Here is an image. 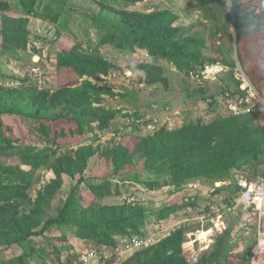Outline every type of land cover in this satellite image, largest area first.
Segmentation results:
<instances>
[{
    "label": "rangeland",
    "instance_id": "1",
    "mask_svg": "<svg viewBox=\"0 0 264 264\" xmlns=\"http://www.w3.org/2000/svg\"><path fill=\"white\" fill-rule=\"evenodd\" d=\"M165 13L194 64L143 38ZM241 177L264 179V0H0V262L155 264L180 233L173 264H247Z\"/></svg>",
    "mask_w": 264,
    "mask_h": 264
},
{
    "label": "built area",
    "instance_id": "2",
    "mask_svg": "<svg viewBox=\"0 0 264 264\" xmlns=\"http://www.w3.org/2000/svg\"><path fill=\"white\" fill-rule=\"evenodd\" d=\"M219 37L222 38L223 35L220 34ZM222 70L223 68L221 65L208 63L201 68L195 69L192 67L189 73L193 79L199 82H208L215 79ZM245 91L248 100H258L259 94L254 85H246ZM238 187L243 202L250 207H254L259 215L257 240L248 254V264H264V179L250 181L241 177L238 179ZM149 246L150 243L145 242L138 235H131L121 243L122 251L126 253ZM96 258L97 256L94 252H87L81 256V261L84 264H89Z\"/></svg>",
    "mask_w": 264,
    "mask_h": 264
},
{
    "label": "trees",
    "instance_id": "3",
    "mask_svg": "<svg viewBox=\"0 0 264 264\" xmlns=\"http://www.w3.org/2000/svg\"><path fill=\"white\" fill-rule=\"evenodd\" d=\"M168 20H169V13L159 14L156 21L159 23L160 27H163V28L160 31H155V29L149 30V31L143 33V35H142L143 38L144 39L149 38L151 40V45H152V48L155 51V53L156 52H163L165 54H170L174 58L175 62L177 63V65L179 67H186V66H190V65L194 64L195 58L189 54L190 50L195 49L194 46H191L194 44L187 42V41H184L183 43H181L179 40L180 36H178V35L176 37L171 36L170 32L175 30V29H173L171 27V22H169ZM114 28H115L114 26L110 25L106 28H103V30L105 29L107 32H111ZM126 42H129V40ZM238 42L241 43V35L240 34H238ZM196 63H197V61H196ZM154 82H161V81L157 80ZM80 99H84V97L80 96ZM141 141H142V143L140 144L141 146L146 145L145 143H146L147 139L144 138V139H141ZM157 162H158V160L153 161L152 165L157 164ZM221 166L222 165H220V167ZM1 195H2V193L0 191V196ZM166 210L169 211L171 209H166ZM5 214H3L1 216L0 224H1V221H4ZM128 223H129V225H132L130 222H128ZM118 225L120 227H122L123 223L118 222ZM7 240L8 239H5V238H3V240H2L1 234H0V244L2 242L6 243ZM180 243H181V234L178 233L177 235H172V237H170L168 240H166V242L164 243L161 250L159 252H157L156 260L154 263L155 264H173L172 261L170 260L172 258V256H168V254H169V252H171V250L173 248L178 246ZM28 262H30V261H28ZM28 262L27 263L21 262V263L29 264ZM16 263L17 262L11 261V260L5 261V262H3V261L0 262V264H16Z\"/></svg>",
    "mask_w": 264,
    "mask_h": 264
}]
</instances>
